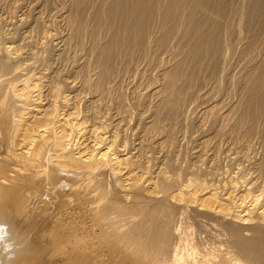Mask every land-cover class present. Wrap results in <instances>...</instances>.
Returning a JSON list of instances; mask_svg holds the SVG:
<instances>
[{
    "label": "bare ground",
    "instance_id": "6f19581e",
    "mask_svg": "<svg viewBox=\"0 0 264 264\" xmlns=\"http://www.w3.org/2000/svg\"><path fill=\"white\" fill-rule=\"evenodd\" d=\"M263 124L264 0H0L14 264H264Z\"/></svg>",
    "mask_w": 264,
    "mask_h": 264
},
{
    "label": "rangeland",
    "instance_id": "374dc122",
    "mask_svg": "<svg viewBox=\"0 0 264 264\" xmlns=\"http://www.w3.org/2000/svg\"><path fill=\"white\" fill-rule=\"evenodd\" d=\"M245 33L243 32L242 33V36L244 35ZM84 42H86V43H88V37L86 38V39H84ZM236 61V60H235ZM223 82H221V81ZM220 80L218 79V81L216 82L215 80H213V81H211L212 83H213V85H214V82H215V84H216V86L217 85H220V86H218L219 88H221V89H219V96H221V94L220 93H222V95H224L225 97H223V96H221V98L223 99V100H225V101H228V100H230V98H232V97H234L235 96V94H236V92L235 91H237L236 90V83H235V85H232L233 84V82H234V80L231 78V79H229V81H226V80H224V79H222V78H220ZM225 81V82H224ZM233 81V82H232ZM229 84V86H228V84ZM211 83V84H212ZM213 85H211L212 87H213ZM232 85V86H231ZM124 87V86H123ZM214 87H215V85H214ZM223 87V88H222ZM130 89V88H129ZM129 89H127V87L125 86L124 87V89H123V91L124 92H127L128 94H129V92H131V89H130V91L128 92V90ZM217 89V88H216ZM223 91L224 90V92H221V91ZM228 94H229V96H228ZM221 99V100H222ZM227 99V100H226ZM261 129L263 130L264 129V124L262 125V127L260 128V130H259V134H256L255 135V137L254 138H250L249 139V144H252L251 146H250V150H248L249 152V154L251 153V154H253V155H256V156H258V157H260V156H262L263 157V155H264V130L261 132ZM261 134V135H260ZM263 134V135H262ZM258 135V136H257ZM262 136V137H261ZM257 137H259L260 138V140L257 138ZM263 139V140H262ZM255 140H256V142H255ZM260 141L262 142L261 144H260ZM252 142V143H251ZM253 142H255V143H253ZM259 142V143H258ZM253 145H254V147H253ZM189 148H190V145L188 146ZM187 147V149H185V151H184V153H186V155H185V157H186V160L187 161H185V163H184V166L186 165L187 166V162H189V160L188 159H190V154H188V152H189V148ZM252 148V149H251ZM252 150V151H251ZM186 151H188V152H186ZM251 151V152H250ZM261 151V152H260ZM252 152H254V153H252ZM263 153V154H262ZM187 154H188V156H187ZM249 155L250 157H253V155ZM260 154V155H259ZM248 155V154H247ZM188 158V159H187ZM227 161V162H226ZM238 163V164H236V162ZM235 161H233V162H235V164H236V166H235V164H234V166L232 165L233 163L232 162H229V160L228 159H222V162H221V168H223L224 170H225V168H226V170L227 171H229V169H230V171H229V173H232L233 175H236V173L239 171L238 170V168L239 169H242V167H243V169L244 168H246L245 166L247 165L244 161H240V160H235ZM240 162V163H239ZM225 163H227V164H225ZM230 163V164H229ZM245 163V164H244ZM225 164V165H224ZM229 165V166H228ZM232 167H231V166ZM185 166V167H186ZM224 166V167H223ZM184 167V168H185ZM230 167V168H229ZM234 168V169H233ZM233 171H234V173H233ZM194 225H195V223H193ZM194 225L192 226V229H193V232L195 233V234H193V242L195 243V241H196V243H200V241H201V239H200V237L201 238H205V239H203V242H205L204 240H206L207 238H208V240L210 239H212L213 241H214V243H216V247H215V244H213V243H211V242H213L212 240H211V242H210V240L209 241H207L206 240V242H207V244L205 243H203L202 244V246H198V248H199V251L198 252H196V255L198 254V255H200L199 253H201V250L200 249H202V253H204L205 255H209V254H216V252H218L216 249H218V247H217V241H218V237L216 236V235H214L213 233H215L214 231H212V232H205V234H204V232H203V230H202V232H203V234L206 236H199L198 237V235H202V234H200V232L198 233V232H195V230L196 231H201V230H199L198 228H199V226H197V225H195L196 227H194ZM195 229H194V228ZM198 229V230H197ZM201 232V233H202ZM198 233V235H196ZM211 234H212V236H214V238L213 237H209V236H211ZM216 234V233H215ZM202 242V241H201ZM209 243V244H208ZM210 243L212 244V245H210ZM208 245V246H207ZM213 245H214V248H213ZM210 246V247H209ZM204 254L202 255V256H204ZM197 255V257L199 258V257H201V255L200 256H198ZM202 259V257L200 258V260ZM245 264H246V262H245Z\"/></svg>",
    "mask_w": 264,
    "mask_h": 264
},
{
    "label": "clouds",
    "instance_id": "9594fccd",
    "mask_svg": "<svg viewBox=\"0 0 264 264\" xmlns=\"http://www.w3.org/2000/svg\"><path fill=\"white\" fill-rule=\"evenodd\" d=\"M30 236L20 233L9 216L0 212V264H14L29 248Z\"/></svg>",
    "mask_w": 264,
    "mask_h": 264
}]
</instances>
